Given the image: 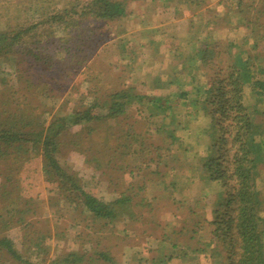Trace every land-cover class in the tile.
<instances>
[{
  "label": "rangeland",
  "instance_id": "obj_1",
  "mask_svg": "<svg viewBox=\"0 0 264 264\" xmlns=\"http://www.w3.org/2000/svg\"><path fill=\"white\" fill-rule=\"evenodd\" d=\"M2 1L8 2L7 24L14 30L16 8L25 0ZM27 1L31 2L28 18L37 17L38 11H58L61 19L35 31L38 41L31 45L39 47L42 57L50 55L45 64L29 66V53H18L10 63H4L6 54L0 53V78L7 79L0 81V114L1 108L14 114L30 102L36 113L32 125L36 130L60 116L86 109L102 115L111 95L125 90L130 97L124 111L112 119H94L62 129L56 157L62 167L79 177L83 190L99 200L113 201L120 191L127 192L131 183L143 187L130 195L131 205H118L121 213L116 219L105 222L84 210L80 194L72 195L45 173L40 144L27 142V149L16 159L15 147L0 143V182L8 179L14 183L18 177L23 195L20 213L0 198V237L10 238L30 264H55L67 253L81 255L76 264H225L229 243L210 236L205 221L215 219L213 208L222 211L220 202L226 192L217 181H185L190 167L201 162L212 135L211 129L202 126L207 111L203 105H210L211 91L205 96L193 89L203 80L210 86L217 66L225 59L209 65L199 61L200 55L192 57L204 37L219 47L242 44L252 58L255 77L264 81V0H124L125 15L111 21L75 15L88 0ZM6 15L0 14V27ZM69 17L79 21L76 28L67 23ZM91 29L94 43L84 54V39ZM222 50L220 57L228 58ZM28 69L31 74L25 75L26 82L30 79L32 85L24 91L25 80L20 83L19 74ZM184 90L188 97L171 105L181 123L176 134L183 141L171 142L166 148L170 139L163 130L166 124L159 117V108L173 101L155 98L175 100ZM248 92L243 102L252 103L253 120L264 127V91ZM4 115L0 119L6 118ZM157 148L161 153L169 150L171 155L158 167L164 171L160 178L153 176L158 166ZM259 167L256 189L264 208V162ZM165 190L170 192L169 198L152 201L151 209L136 204L139 198L150 200ZM139 212L143 217L134 220ZM12 215L9 227L4 225ZM19 217L22 222H16ZM153 218L164 228H158ZM161 232L170 239H161ZM172 242L176 243L174 249ZM94 249L106 251L111 259H95ZM0 264L25 263L1 251Z\"/></svg>",
  "mask_w": 264,
  "mask_h": 264
},
{
  "label": "trees",
  "instance_id": "obj_2",
  "mask_svg": "<svg viewBox=\"0 0 264 264\" xmlns=\"http://www.w3.org/2000/svg\"><path fill=\"white\" fill-rule=\"evenodd\" d=\"M2 2H0V14L4 16L7 13L5 23L0 27V53L6 54L3 57L4 63H10L18 53H29L27 60L29 66H36L40 62L44 64L48 62L50 55L45 54L42 57V53L38 52L39 47L31 45V43L38 41V32L42 31L44 25L61 19L60 12L38 11L39 15L37 17L31 16L28 18L26 12L30 9L31 2L27 0L21 1L19 7L16 8V11H18L16 14L17 24L14 30H9L7 22L11 10L8 12V7L5 5L8 2ZM125 13L126 2L124 0H88L85 7L79 13L75 11L74 14L83 16V19H90L91 16L93 20L111 21L124 16ZM72 17H69V22L67 23H71L76 28L79 21ZM37 30L38 32L36 33L35 31ZM88 32L89 34L84 39L86 46L81 50L84 54H87V49L91 43H94L93 29ZM200 45L202 46L200 48L201 51L198 52L200 49L195 51L192 58L200 55L199 61L209 65L213 60L225 59V63L217 66L215 78L210 86L204 85L203 80V84L197 85L193 89L205 96L209 90L211 91L209 93V95H212L210 105L203 103V109L207 111L205 112L206 115L203 113L206 121H203L202 126L203 128L211 129L212 135L207 141L205 155L203 157L200 156L201 162L190 167V175L187 176L185 181H193L195 179L217 181L223 186L224 192H226L224 200L220 202L221 205L223 202L222 211H217L216 208H213L216 211L215 219L209 220V222L205 221L207 232L210 236H220L223 241L229 243L228 248H225V264H264V208L257 196L256 189V180L260 176L259 166L264 162V127L253 120L255 110H253L252 103L243 102L250 93L248 91L255 89V94L264 91V81L255 77L254 64L251 62L252 58H250L242 44L225 43L222 45L223 48L225 47L222 50V47L213 44L212 39L204 37L197 42L196 46ZM221 50L223 53L229 54L228 58L220 57ZM21 73L19 74V81L23 83L25 80L23 89L28 91L32 84L30 79L29 83L26 82L28 79L25 75L29 74L30 76L31 72L28 69L23 70ZM206 76H208V72L205 74ZM0 81L4 83L7 79L1 76ZM187 93L188 91L186 90L182 91L178 99L175 100H171L172 98L170 97L166 99L155 98V101L158 102L167 103L168 101H173L172 104L163 103L165 105L159 108V117L162 123L166 124L163 130L166 131L170 139L169 142H165L166 148L171 142L180 143L183 141L176 134L177 128L181 123L178 120V116L171 112V105L178 103L182 97L184 99L188 97ZM129 97L125 90H120L111 95L112 99L102 115L91 114L86 109L68 117L60 116L49 122L47 126H41L36 130L32 126L36 113L30 102L29 105L18 108L14 114L12 112L7 114L6 110L1 108L0 116L6 113L4 115L6 118L0 119V143L6 147L14 146L17 152L16 159L21 156L22 151L27 149V147L25 148L27 142L31 141L34 145L35 143L40 144L41 153L45 161V173L55 181H58L61 185L60 187L67 189L72 195L73 192H76V197L80 194L79 198L82 206L90 216L110 222L119 215L118 205L122 203L123 207L131 205L128 204L133 197L130 195L137 193L143 187V184L135 187V184L131 183L132 186H129L130 189L127 192L120 191L119 197L111 202L99 200L93 194L83 190L84 187L81 186L79 177L77 178L74 172H68L59 163L56 157L59 149L58 136L60 131L67 125L86 123L89 120L105 119L106 117L112 119L118 113L124 111ZM197 116L194 115L193 117ZM209 142L210 145H208ZM194 149L198 151L197 147H194ZM159 150L158 148L154 150L158 163L157 170L153 173L155 178L163 176L164 171L158 167L161 168L160 164L167 161L169 156L171 157L169 150L163 153L158 152ZM18 181L19 178L16 177L14 183L12 181L9 182L8 179L5 182H0V198H5L6 203L17 206L19 209L14 206L12 210L13 212L16 211V213L21 212V208L18 205L23 200ZM145 181L146 179L142 180V182ZM172 185L174 188L178 187L174 183ZM169 195L170 192L165 190L163 193L155 194L150 200L139 198L136 204H140L141 207L143 205L149 206L151 209L152 201H158V198L163 197L168 199ZM13 217L14 215L7 220L5 219L4 225L9 227ZM142 217L143 215L139 212L133 218L134 220H140ZM146 218L147 221L151 220L149 216H146ZM22 221V217L16 220V222ZM153 222L158 228H164L158 218H153ZM160 237L164 241L170 239V235L167 236L165 232H161ZM175 246L176 243L172 242L171 248L174 249ZM197 250L201 249L197 248ZM1 251L8 253L14 260L30 264L27 259L22 258L12 240L6 236L0 237ZM93 253L96 255L95 259H111L106 251L94 249ZM180 253L185 255L183 251H180ZM79 259H81V255L67 253L65 258L55 264H76V260Z\"/></svg>",
  "mask_w": 264,
  "mask_h": 264
}]
</instances>
